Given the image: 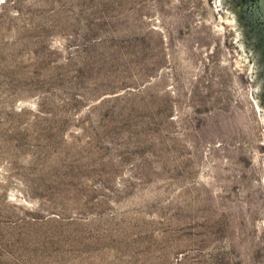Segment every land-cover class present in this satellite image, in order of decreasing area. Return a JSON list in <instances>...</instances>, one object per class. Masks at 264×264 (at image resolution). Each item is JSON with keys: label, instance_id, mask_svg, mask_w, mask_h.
<instances>
[{"label": "rangeland", "instance_id": "374dc122", "mask_svg": "<svg viewBox=\"0 0 264 264\" xmlns=\"http://www.w3.org/2000/svg\"><path fill=\"white\" fill-rule=\"evenodd\" d=\"M0 264H264L235 0H0Z\"/></svg>", "mask_w": 264, "mask_h": 264}, {"label": "water", "instance_id": "95a60500", "mask_svg": "<svg viewBox=\"0 0 264 264\" xmlns=\"http://www.w3.org/2000/svg\"><path fill=\"white\" fill-rule=\"evenodd\" d=\"M260 54L264 57V0H240Z\"/></svg>", "mask_w": 264, "mask_h": 264}, {"label": "flooded vegetation", "instance_id": "af4514ba", "mask_svg": "<svg viewBox=\"0 0 264 264\" xmlns=\"http://www.w3.org/2000/svg\"><path fill=\"white\" fill-rule=\"evenodd\" d=\"M235 5L237 7V10H238V13H239V16H240V20H241L242 24L244 25L245 29L247 30V35H248L249 39L255 40L254 37H253L252 31L250 29L249 23L247 21V18L245 16V13H244V10L242 8L240 0H235ZM255 47H256L259 55H260L261 63L264 66V57L260 54L256 42H255Z\"/></svg>", "mask_w": 264, "mask_h": 264}]
</instances>
